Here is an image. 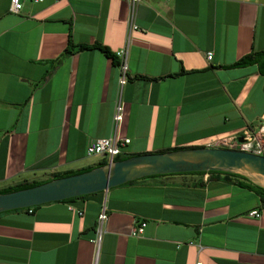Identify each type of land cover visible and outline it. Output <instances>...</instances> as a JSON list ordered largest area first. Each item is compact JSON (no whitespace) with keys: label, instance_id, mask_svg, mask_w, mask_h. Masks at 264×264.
I'll use <instances>...</instances> for the list:
<instances>
[{"label":"crops","instance_id":"crops-1","mask_svg":"<svg viewBox=\"0 0 264 264\" xmlns=\"http://www.w3.org/2000/svg\"><path fill=\"white\" fill-rule=\"evenodd\" d=\"M69 31L74 44L111 55L127 47L118 126L111 58L90 49L53 63ZM249 54L255 63L228 68ZM263 122L264 0H140L133 9L129 0H44L19 14L0 0V190L97 167L101 157L86 155L92 140L116 135L129 140L123 155L155 154ZM197 263L264 264V208L253 192L208 175L145 178L0 214V264Z\"/></svg>","mask_w":264,"mask_h":264},{"label":"water","instance_id":"water-1","mask_svg":"<svg viewBox=\"0 0 264 264\" xmlns=\"http://www.w3.org/2000/svg\"><path fill=\"white\" fill-rule=\"evenodd\" d=\"M208 172L236 174L264 189V156L200 147L132 156L28 189L0 194V214L107 192L149 177Z\"/></svg>","mask_w":264,"mask_h":264},{"label":"built area","instance_id":"built-area-1","mask_svg":"<svg viewBox=\"0 0 264 264\" xmlns=\"http://www.w3.org/2000/svg\"><path fill=\"white\" fill-rule=\"evenodd\" d=\"M44 0H9V11L12 14H19L26 3L29 4H39ZM169 2L170 0H166ZM140 3V0H129V4L132 9ZM132 30L136 29V26L131 25ZM127 47H124L115 53V57L118 61V97L114 106V112L112 115V122L114 126H118L123 120V104L121 102V90L123 86L127 83ZM206 59H211V53L206 54ZM129 143L128 139L119 138L116 135L109 138H102L92 140L86 147V155L88 157L102 156L107 163L113 162V159L119 155L123 154V148ZM215 146L216 148L240 151L244 153H249L257 156H264V122L259 124L255 128H247L243 130L240 135L227 136L219 139L215 144H208L207 147L211 148ZM31 212V211H29ZM258 211H252L248 214L250 218H259ZM107 216L105 210L102 209L97 217L96 230H95V242L100 240L101 228L106 222ZM145 224H140V226L134 228L131 232L132 236L141 235ZM201 264V263H197Z\"/></svg>","mask_w":264,"mask_h":264},{"label":"trees","instance_id":"trees-1","mask_svg":"<svg viewBox=\"0 0 264 264\" xmlns=\"http://www.w3.org/2000/svg\"><path fill=\"white\" fill-rule=\"evenodd\" d=\"M90 49H97L100 52H102L106 57H109L112 59V62L117 65L118 67V61L116 59V57L114 55H111L110 52L103 46L99 45V44H94V45H76L73 43L72 39H71V34L70 31L68 32V40H67V44L66 47L64 48L63 52L61 53V55L53 62L54 64L56 63H60L64 60H66L67 58L71 57L72 55L76 54L77 52L80 51H84V50H90ZM255 56L253 54H249L243 58H241L238 62H236L235 64L231 65L228 68H232V67H246L249 65H252L253 63H255ZM181 149H192V148H178V149H172V150H167V151H163L160 153H165V152H169V151H175V150H181ZM132 156H137V155H119L117 157H115L113 159V161H120V160H124L127 159L129 157ZM107 164V161L102 158L100 163L97 165V167L100 166H105ZM93 168H89L86 170H80V171H75V172H67V173H62V174H54L53 176H51L49 179L44 180V181H35V182H23L20 184H16L12 187H9L7 189H1L0 190V194H4V193H9V192H14V191H18V190H23V189H28L34 186H38L41 185L43 183H46L48 181L54 180V179H59V178H63V177H67L70 175H75V174H80L83 172H87L89 170H91ZM204 175H208V178L212 179V178H218V177H222L225 181H230L233 182L234 184H236L238 187L243 188L245 190H248L250 192H253L259 199L260 203H261V207L264 208V189L259 188L253 184H251L248 180H246L245 178L236 175V174H229V173H217V172H208V173H187V174H175V175H163V176H154V177H149V178H161V177H171V176H204ZM134 182L128 183L132 184ZM99 194V193H97ZM91 195H87V196H82V197H78V198H72V199H68V200H63L61 202L63 203H72L73 201L77 200V199H82L85 197H88ZM37 207H33L30 209H25L27 211H32L33 209L38 208ZM19 211H23V210H19Z\"/></svg>","mask_w":264,"mask_h":264},{"label":"rangeland","instance_id":"rangeland-1","mask_svg":"<svg viewBox=\"0 0 264 264\" xmlns=\"http://www.w3.org/2000/svg\"><path fill=\"white\" fill-rule=\"evenodd\" d=\"M101 157V158H100ZM97 158H100V159H102V156H98Z\"/></svg>","mask_w":264,"mask_h":264}]
</instances>
